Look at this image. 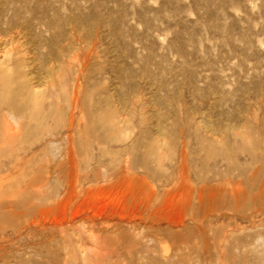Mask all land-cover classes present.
<instances>
[{
    "label": "rangeland",
    "instance_id": "1",
    "mask_svg": "<svg viewBox=\"0 0 264 264\" xmlns=\"http://www.w3.org/2000/svg\"><path fill=\"white\" fill-rule=\"evenodd\" d=\"M0 264H264V0H0Z\"/></svg>",
    "mask_w": 264,
    "mask_h": 264
},
{
    "label": "bare ground",
    "instance_id": "2",
    "mask_svg": "<svg viewBox=\"0 0 264 264\" xmlns=\"http://www.w3.org/2000/svg\"><path fill=\"white\" fill-rule=\"evenodd\" d=\"M18 108V107H17Z\"/></svg>",
    "mask_w": 264,
    "mask_h": 264
}]
</instances>
